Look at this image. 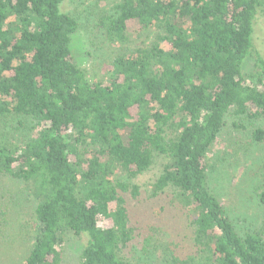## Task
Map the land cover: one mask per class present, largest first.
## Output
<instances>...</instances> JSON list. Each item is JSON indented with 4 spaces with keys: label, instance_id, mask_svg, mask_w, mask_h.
Here are the masks:
<instances>
[{
    "label": "trees",
    "instance_id": "16d2710c",
    "mask_svg": "<svg viewBox=\"0 0 264 264\" xmlns=\"http://www.w3.org/2000/svg\"><path fill=\"white\" fill-rule=\"evenodd\" d=\"M65 1L0 0V119L28 130L0 140V176L36 204L23 264H64L66 245L84 236L79 264H135L126 195L140 196L130 180L153 167L148 198L172 192L191 217V248L170 249L168 264H264V221L241 233L208 177L229 124H257L251 142L264 143V57L253 44L264 0H121L98 19V40L124 50L131 22L153 37L117 53L104 79L75 62L79 22ZM259 176L264 208V164ZM14 198L12 185L0 189V248L12 241ZM154 248L142 242L143 254Z\"/></svg>",
    "mask_w": 264,
    "mask_h": 264
},
{
    "label": "rangeland",
    "instance_id": "374dc122",
    "mask_svg": "<svg viewBox=\"0 0 264 264\" xmlns=\"http://www.w3.org/2000/svg\"><path fill=\"white\" fill-rule=\"evenodd\" d=\"M120 1L67 0L61 6L63 12L73 14L78 19L79 29L71 43L72 53L77 65L92 75L91 77L106 78L109 64L117 53H129L136 46L152 40L153 31L143 32L137 22L129 23L130 43L124 50L110 47L102 42V38L98 40L100 33L95 28L98 19L104 13L112 14ZM253 44L264 57V19L260 16L255 22ZM252 71L253 61L250 60L244 72L248 75ZM244 125V129H236L229 124L220 135L208 160L210 187L241 233L255 231L264 221V208L257 196L259 169L264 164V143L251 142V132L257 128V124L244 121ZM18 127L17 117L0 119V140L22 142L26 139L28 130H19ZM160 172L161 168L153 167L130 180L131 184L140 189L137 199L131 194L126 195L132 220L138 227L136 240L132 250H129L130 257L136 259L135 264H168L167 260L172 256L171 251L180 254H183L184 250L188 252L193 242L191 217L175 200L172 192L158 198H148L149 186L159 177ZM121 178L129 181L125 175ZM7 185H12L15 189V223L11 232L12 241L9 239L8 243L0 248V264H23L32 246L30 226L36 204L28 199L21 184H13L12 180L0 176V189ZM109 224L105 222L102 226ZM149 237L154 239L155 248L152 253L143 254L142 242ZM86 244L85 236L70 241L66 245L64 264H79L80 254Z\"/></svg>",
    "mask_w": 264,
    "mask_h": 264
}]
</instances>
